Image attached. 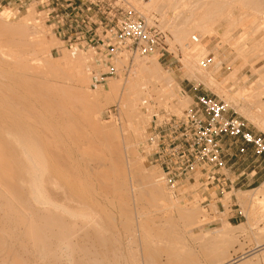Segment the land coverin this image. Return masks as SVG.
<instances>
[{
  "label": "rangeland",
  "instance_id": "rangeland-1",
  "mask_svg": "<svg viewBox=\"0 0 264 264\" xmlns=\"http://www.w3.org/2000/svg\"><path fill=\"white\" fill-rule=\"evenodd\" d=\"M125 1L144 15L150 25H156L166 33L165 50L145 57L144 60H158L161 70L159 73L173 78L178 86H172L168 90L157 87L158 93L148 86L147 93L141 95L143 97L138 98V102H134L137 98L128 95L124 103L125 99L120 97L124 96L125 87L115 97L111 92L112 85L122 82L121 85L125 86L127 80H133L137 74L136 62L140 58H137L138 61L135 59L136 62L128 61L127 58L126 64L119 67V75L106 83L99 84L96 78L104 70L96 63L94 49L103 45L102 42L115 32L120 15L116 10L111 12L108 4H104L99 10L90 0H75L72 8H67L68 4L64 0H0V22L15 26L29 16L32 17V23L28 21L27 27L32 31L33 37L44 41L46 47L45 53L39 57L44 61L45 57L51 59L55 68H52L53 73L57 76L63 78L60 76L62 73L71 72V63L77 61L78 57L79 60L82 58L81 63L78 62L88 80L83 83L71 80L70 86L87 89L93 95L101 94L98 101L100 107H95L93 117L102 125L112 127L114 132H111L118 136L115 140L116 149L102 143L105 135L110 134L109 129L99 131L92 122L86 123V132L80 131L78 138H73L68 131V134L61 131L59 124L53 120V124L60 130L56 134L59 136H56L57 141L65 146L70 157L67 159L70 174H77L80 186L76 189L71 184L66 186L52 171L56 186L52 181L45 182L43 188L48 195L44 193L47 198L45 201L50 203L49 207L56 206L54 203L67 206V209L57 206V212L68 219H73L88 209L89 212L103 214L101 218H105L102 220L112 225H109L110 230L107 228V234L113 236L112 239L116 238L118 243L115 244L120 246L119 254L122 255L124 264H232L234 260L240 259V264L244 261L243 264H264V251L258 250L260 245H264V158H256L248 153L240 155L237 146L231 140H225L222 145L227 152V181L205 188L202 185L205 180L198 171L189 180L180 178L176 190L171 191L157 162V154L145 152V143L153 129L152 121L156 113L168 111L180 116L194 98L201 95L215 96L225 101L233 110L230 113L235 112L246 120L251 130L264 134L255 119L264 116V18L260 19L255 15L248 23L239 24L243 11L235 8L233 17L236 22L231 28L227 27L223 16H218L220 19L217 17L213 21L210 19L211 22L207 18H204L205 21L200 19L202 23L197 20V25L193 23V19L203 10H212L215 15L222 14L223 0ZM122 2L111 0L110 3L112 6H122ZM210 3L213 5L202 8ZM247 12L250 13V10ZM204 28L208 32L199 40L205 48L206 56H212L215 60V65L205 71L213 75L212 82L196 79L202 71L198 67V61L206 57L205 54L197 60L191 72L184 63V51L192 50L194 38L198 39L197 36L203 33ZM245 32L250 34L239 39ZM233 42H237V46ZM30 50L34 51L35 48ZM141 59L140 62H144ZM56 66L62 71L60 75L57 74L59 70H56ZM0 70H3L2 66ZM34 71L36 74V70L32 72ZM192 73L196 75L195 78ZM234 73L235 76L232 77ZM22 75L25 76L19 74ZM37 75L38 73L32 76L37 78ZM150 88L156 93L149 92ZM105 94L109 95L108 99ZM143 102L148 104L144 105ZM37 105L42 110L40 104ZM131 105L132 109L129 107ZM122 160L126 166V177L131 176L130 179L123 178V184L117 187L103 185L100 179L107 182L115 180L117 164ZM98 163L103 165L97 169ZM130 165L136 167L137 171L138 168L141 169V173L152 175L154 182L150 184L137 179L134 181ZM258 166L263 170L252 177L251 170ZM152 191H157L159 195L154 193L151 196ZM81 207L84 208L83 211ZM227 223L231 228L223 234ZM220 234H223L221 239ZM18 237H11L9 240L11 245L15 244L12 245L15 249L7 246L10 258L18 260L19 255L31 263L57 264L52 262L50 253L46 251L39 256L42 261H36L33 250L28 252L20 247L23 249L21 252ZM11 252L18 254L12 255ZM246 256L247 259L244 258ZM5 257L7 261H11L9 256L2 258ZM10 261L7 263H11Z\"/></svg>",
  "mask_w": 264,
  "mask_h": 264
},
{
  "label": "bare ground",
  "instance_id": "bare-ground-1",
  "mask_svg": "<svg viewBox=\"0 0 264 264\" xmlns=\"http://www.w3.org/2000/svg\"><path fill=\"white\" fill-rule=\"evenodd\" d=\"M154 1L152 0L151 2ZM221 4L223 8L222 14L215 15L212 10H203L199 16H194L193 23L197 24V20L202 19L203 21L204 18L212 19L213 21L218 16H223L227 22V27L231 28L236 22L233 17L235 8L243 11L239 24L246 23L255 15L260 17V19L264 18V0H223ZM212 5V3L210 5L205 4V7L202 6V8H208V6ZM247 10H250V13ZM9 17L6 16V18ZM31 18L29 16L15 26L0 22V66L3 67V70H0V255H2L0 264H8L7 262L10 261H7L6 257L2 258L4 256H9L8 259H11L9 264H38L34 263V261L32 263L29 262L27 258H20L19 255H17L18 260L15 257L10 258L7 246L10 245L15 249L12 246L15 244L11 245L9 240H11V237L18 236L21 239L19 237L20 240L15 239L20 241L19 249L22 247L28 252L33 250L36 255V261H42L39 256L46 251L50 253L52 262L57 264H124L122 263L123 259H121L122 255L119 254L120 246L117 247L116 245L118 244H115L117 242L115 241L116 238L112 239L113 236L111 237L109 233L110 236L107 234L111 223L105 221L107 224L102 220V218H105L103 216L101 218L103 214L98 215L94 211L89 212V209L86 212L81 207L82 211H84L80 215L73 219H68L65 215L57 212L62 205L59 206L57 205L58 203L52 202L56 206L52 204L53 206L49 207L50 203L48 204L45 201V199L47 200L46 196H48L43 188L46 184L45 182L50 183L52 181L53 185L56 184L52 171L58 176L60 181L65 182L66 186L71 184L74 189L80 186V178L76 176L77 174L75 175L73 172L70 174V163L67 160L70 157L65 151V146L57 141L59 136L56 134H59L60 130L53 124V120L59 124L61 131H68L73 138H78L77 135L80 131L86 132V123L92 122V125L95 128L98 127L99 131L105 132L109 129L110 134L103 136L104 140L102 143H107L116 149L115 140H117L118 136L112 133L114 132L112 127L109 128L102 125L96 117H93L95 115L93 114L95 107H100L98 101L101 94L96 95L95 93L93 95L87 89L81 90L70 86L71 80L78 83L88 80L81 69L82 58L80 57L79 60L78 57L77 61L72 62L71 72L69 71L66 74H61L62 71L60 72V68L58 69L56 66V70L59 71H55L58 75L61 74L60 76H63V78L57 76L55 72L53 73L55 68L51 59L45 57L44 61V59L39 57L45 53L46 47L44 41L33 37L32 31L27 27V22L32 21ZM202 21L200 20V23ZM205 32L208 31L204 28L203 33L197 36V41H194L191 51H184V63L189 72L193 71L197 60L206 53L204 46L199 40L202 36L205 37ZM248 34L250 33L245 32L241 37L239 36V39L245 38ZM233 43L236 45L237 42ZM38 44L39 47L37 46ZM30 48H35V50L31 51ZM200 52L202 53L200 54ZM136 60L138 61V59ZM141 60L140 58L139 62H136L138 68L133 80H127L125 86L124 84L123 86L121 85L122 82H119L121 84L118 85H112L111 92L114 95L125 87L123 90L126 94L124 93V96L120 97L125 99L124 103L127 100L126 98L129 97L128 95L135 99L137 98V101L135 100L134 102H138L140 97H143L141 95H144L145 92L147 93L148 86L154 88L156 92L158 90L156 89L157 87L168 90L172 86H178L173 78L163 75L164 73H159L160 63L158 60L140 62ZM126 62L127 57L119 61L120 64H126ZM33 70L38 73L37 78L32 76L37 74H35V71L32 72ZM31 72L33 73L32 75ZM200 72L201 74L196 78L197 80L203 82H212L214 80L213 75L206 73L205 70ZM21 73L25 74V76H19ZM235 73L231 76L234 77ZM192 76L195 78L196 75L192 73ZM151 91L156 93L152 89L149 92ZM158 96L160 97V95ZM107 97L109 95H106ZM121 99L120 101L123 100ZM132 100L134 99L132 98ZM37 104H40L42 110L37 108ZM129 107L132 109V105ZM260 118L255 117L259 122V126H261V130H264V116ZM77 151H79L78 148ZM124 164L123 160L120 163L118 162L115 180L107 182L105 179H100L99 181L107 187L121 185L122 181L128 178L126 177L127 173L124 168L126 166ZM102 165V163H98L96 168L98 169ZM129 168L134 181L137 179V181L150 184L154 182L152 175L141 173L139 168L137 171V168L133 167V165H130ZM81 193H83L82 189ZM154 193L159 195L157 191H152L151 196ZM65 207L67 209V206ZM65 207L62 208L65 209ZM79 210L81 211V209ZM60 211L62 212L61 208ZM230 228V224L227 223L225 225L226 231L223 234H226ZM223 234L219 235L220 239ZM86 238L90 239V241L86 240ZM8 241L9 243H7ZM18 241L16 242L18 243ZM260 246L258 250L264 251V245ZM22 250L21 252H23ZM16 252L11 253L16 255L18 254ZM25 252L27 254V251ZM248 256L244 258L247 259ZM240 260H234L232 264H240L238 263Z\"/></svg>",
  "mask_w": 264,
  "mask_h": 264
},
{
  "label": "built area",
  "instance_id": "built-area-1",
  "mask_svg": "<svg viewBox=\"0 0 264 264\" xmlns=\"http://www.w3.org/2000/svg\"><path fill=\"white\" fill-rule=\"evenodd\" d=\"M73 1L64 0L67 8L73 7ZM90 1L99 10L108 4L111 12L116 10L120 14L115 32L94 49L96 63L104 70L96 77L99 84L119 75V61L125 57L134 61L165 50L166 33L156 25H150L130 2L122 0V6H112L111 0ZM61 21L64 22V17ZM214 65L212 56L198 62L199 69L205 71ZM231 111L232 108L220 98L201 95L195 97L180 116L168 111L156 113L145 152L157 154V162L171 191L176 190L180 178L189 180L198 171L205 180L202 183L205 188L227 181V152L222 145L225 140H231L240 155L251 152L256 158H264V134L251 130L244 118Z\"/></svg>",
  "mask_w": 264,
  "mask_h": 264
},
{
  "label": "crops",
  "instance_id": "crops-1",
  "mask_svg": "<svg viewBox=\"0 0 264 264\" xmlns=\"http://www.w3.org/2000/svg\"><path fill=\"white\" fill-rule=\"evenodd\" d=\"M248 154H251L252 155V153L251 152H249ZM252 156H254V155H252ZM249 168V167H248ZM260 167L258 166V167H255L254 169H252L251 170V176L252 177H254V176H256L257 174H258V172H260L261 170H263V168L260 170L259 169ZM233 183V182H232Z\"/></svg>",
  "mask_w": 264,
  "mask_h": 264
}]
</instances>
